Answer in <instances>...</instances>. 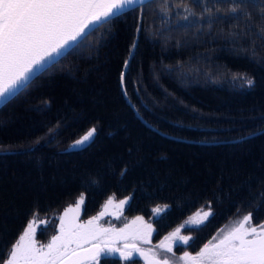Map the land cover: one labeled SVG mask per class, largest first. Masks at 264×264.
Listing matches in <instances>:
<instances>
[{"label": "trees", "instance_id": "16d2710c", "mask_svg": "<svg viewBox=\"0 0 264 264\" xmlns=\"http://www.w3.org/2000/svg\"><path fill=\"white\" fill-rule=\"evenodd\" d=\"M203 7L150 0L127 10L0 107V264L30 220L46 221L35 235L46 241L81 194L82 218L109 197H131L110 223L139 215L152 225V243L210 211L203 225L183 228L192 239L177 254L198 252L250 212L253 224L264 222V20L259 7L239 19L229 4L217 5L218 14ZM92 128L89 141L74 143Z\"/></svg>", "mask_w": 264, "mask_h": 264}, {"label": "snow or ice", "instance_id": "6c2138e0", "mask_svg": "<svg viewBox=\"0 0 264 264\" xmlns=\"http://www.w3.org/2000/svg\"><path fill=\"white\" fill-rule=\"evenodd\" d=\"M194 0L203 4L204 13H212L220 4H229L232 18L241 15L250 18L248 7H259L260 18L264 20V3L257 0ZM144 0H0V103H7L21 90L28 87L34 76L47 70L51 64L74 44L82 42L96 28L119 17L126 9L135 10L136 4ZM190 15H195L185 6ZM187 20L188 16H184ZM211 18L209 23H211ZM137 24V32L141 31ZM248 31H251L250 29ZM247 35V32L243 33ZM239 36L241 33H230ZM264 40V27L257 33ZM136 46L133 42V48ZM255 52V49H253ZM128 61H125V67ZM124 73L121 85L124 86ZM249 87L254 86L251 78L241 77ZM96 129H90L76 145L89 141ZM131 197L120 200L115 205L123 208ZM84 196L79 197L76 208L68 209L59 218L58 234L53 235L47 245H37L36 227L30 221L13 245L6 264H100L102 257L119 253L124 261H131L139 255L148 264H169V260L157 258L152 249L145 251L140 244H149L153 232L151 223H145L137 216L123 228L104 227L99 220L106 214L101 212L85 223H78L79 209ZM113 204L109 197L105 210ZM169 206L153 208L154 216H159ZM69 213H75L69 215ZM210 211L197 213L177 227L158 245L167 253L173 252V243L188 245L192 237L181 235V229L188 225L201 226L211 216ZM250 212L228 230L222 237L206 243L195 255L185 251L180 257L183 264H264V224L253 225ZM44 223V221H40ZM117 241H122L118 245ZM139 242V243H138ZM149 256L151 259L149 260Z\"/></svg>", "mask_w": 264, "mask_h": 264}, {"label": "rangeland", "instance_id": "374dc122", "mask_svg": "<svg viewBox=\"0 0 264 264\" xmlns=\"http://www.w3.org/2000/svg\"><path fill=\"white\" fill-rule=\"evenodd\" d=\"M109 199V198H108ZM108 199H106V201L105 202H103V204L101 205V207H100V209L96 212V213H94L93 215H91V216H89V217H87V218H82V216H81V209H82V205L80 206V209H79V217H78V223H85L86 221H88L89 219H91L92 217H95V216H98L101 212H105L106 211V214L103 216V217H101V219L99 220V224H101V225H103L104 227H110V226H112V227H115V228H117V229H119V228H123L124 226H125V224H128V223H130L131 221H133V220H135V218L137 217V216H135V217H132V218H130V219H128L127 221H125L124 223H122L121 225H119V226H113V225H111V223H110V221H112V220H119V218L121 217V215H122V212H123V209H124V207H125V205L123 206V208H117V207H115V205L116 204H118L119 203V201L120 200H124L125 198H122V199H119V200H114L113 199V204L112 205H110V206H108V208H107V210H105V204H106V202L108 201ZM77 201H78V199L76 200V202L74 203V204H72V205H69L68 207H66L62 212H61V214L57 217V223H56V226H55V233H53L52 235H51V237L49 238V239H47L46 241H44V242H41V241H38L37 239H36V236H35V240H36V243H37V245H47L49 242H50V240H51V238H52V236L53 235H57L58 234V228H59V223H60V220H59V218L61 217V216H63L64 214H65V212L68 210V209H70V208H72V209H75L76 208V204H77ZM205 211H208V210H198V211H196V212H194L193 214H191L190 216H188V217H186L180 224H178L176 227H174L170 232H168L167 234H165L157 243H152V242H150L149 244H140V247H142L145 251H147L148 249H152V251L156 254V256H157V258H159V259H161V260H163L164 258H167L168 260H169V264H183V261H181L180 260V257L184 254V253H182V254H177V253H175L174 252V247L176 246V245H178V244H182V243H180V242H175V243H173V252L172 253H167V252H165L163 249H161V248H159L158 247V245H160L161 244V242L162 241H164V238L166 237V236H168L171 232H173L177 227H179L180 225H182V224H184L185 223V221H187V220H189V218L190 217H193V216H195L197 213H200L201 215L203 214V212H205ZM75 213H69V215H74ZM247 215V214H246ZM139 216V215H138ZM244 216V215H243ZM243 216H241V217H239V218H235V219H231V220H229L227 223H225L222 227H220L217 231H216V233L206 242V243H209L210 241H213L214 240V238L215 239H219L220 237H222L228 230H230L232 227H235L236 226V224L243 218ZM141 217V216H140ZM143 218V217H142ZM143 220H144V218H143ZM30 221H34V226L36 227V231H37V229L40 227V226H42V225H44L45 223H46V221L45 220H30ZM29 221V222H30ZM40 221H44V223H40ZM28 222V223H29ZM144 222L145 223H149V222H147V221H145L144 220ZM28 223H27V225H28ZM253 224V223H252ZM262 224H264V222H262V223H260V224H253V225H262ZM27 225L25 226V228H24V230L22 231V233L18 236V238L16 239V242L18 241V239H19V237L23 234V232L25 231V229H26V227H27ZM189 226H194V225H188L187 227H189ZM153 233V232H152ZM181 235H186V234H184L183 233V228L181 229ZM152 236V235H151ZM188 236V235H187ZM150 240H151V238H150ZM15 242V243H16ZM14 243V244H15ZM122 241H117V244L118 245H122ZM139 243V242H138ZM205 243V244H206ZM13 244V245H14ZM204 244V245H205ZM13 245H12V247H13ZM203 245V246H204ZM202 246V247H203ZM11 247V248H12ZM11 251V250H10ZM199 252V251H198ZM197 253V252H196ZM196 253H190V254H192V255H195ZM9 255H10V253H9ZM112 256H115V257H119V253H114V254H112ZM134 257H136V258H138L139 260H141V263L140 264H148V261H146L145 260V258L144 257H142V256H139V255H134ZM8 258H9V256H8ZM8 258L3 262V264H6V261L8 260ZM119 259H121L120 257H119ZM151 259V256H149V260Z\"/></svg>", "mask_w": 264, "mask_h": 264}, {"label": "water", "instance_id": "95a60500", "mask_svg": "<svg viewBox=\"0 0 264 264\" xmlns=\"http://www.w3.org/2000/svg\"><path fill=\"white\" fill-rule=\"evenodd\" d=\"M148 1H150V0H144V3L148 2ZM140 5H141V4L138 3V4L135 5V7L140 6ZM130 9H131V8L126 9L125 12H126L127 10H130ZM76 44H77V43H76ZM76 44H74V45H76ZM74 45H73V46H74ZM70 49H71V48H70ZM70 49H69V50H70ZM69 50H68V51H69ZM68 51H66V52H68ZM66 52H65L64 54H66ZM61 57H62V56L58 57V58L56 59V61H57L58 59H60ZM56 61H54L53 63H55ZM53 63H52V64H53ZM52 64H51V65H52ZM38 74H40V73H38ZM38 74H37V75H38ZM37 75H36V76H37ZM36 76H34L33 78H35ZM33 78H32V79H33ZM3 104H5V103H0V107H1Z\"/></svg>", "mask_w": 264, "mask_h": 264}]
</instances>
